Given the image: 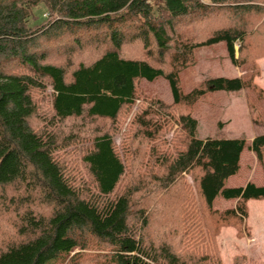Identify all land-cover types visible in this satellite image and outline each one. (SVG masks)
Masks as SVG:
<instances>
[{"label": "trees", "instance_id": "1", "mask_svg": "<svg viewBox=\"0 0 264 264\" xmlns=\"http://www.w3.org/2000/svg\"><path fill=\"white\" fill-rule=\"evenodd\" d=\"M218 42L233 64L255 66L264 0H0V230L13 234L0 264H222L203 235L238 226L264 185L226 187L245 140L198 138L197 121L171 111L213 91L264 98L252 77L183 91L179 73L195 48ZM158 76L172 103L136 104V81ZM123 122L140 153L156 143L133 177V155L113 140ZM250 150L264 171V132ZM218 195L235 205L213 210Z\"/></svg>", "mask_w": 264, "mask_h": 264}, {"label": "rangeland", "instance_id": "2", "mask_svg": "<svg viewBox=\"0 0 264 264\" xmlns=\"http://www.w3.org/2000/svg\"><path fill=\"white\" fill-rule=\"evenodd\" d=\"M234 49L235 57H237L238 44L234 46ZM192 55L191 64L179 73V81L183 91H187L195 85L197 86L199 82L215 76L252 77V82L259 89L264 90V55L254 59L255 66L253 65L251 69L233 64L223 42L199 46L195 48ZM58 60L59 56L52 61ZM136 86L138 93L136 104L153 96L166 104L172 103L170 85L167 79L162 76L153 80L140 78L136 81ZM252 90L243 88L238 91H213L201 97L191 106L177 105L171 108L175 116L188 113L197 121L196 136L198 138H243L245 140L246 146L242 150L241 167L236 174L227 178L226 187L243 186L248 181L256 185H264L263 164L248 146L255 135L264 132V106L260 105L261 101L264 105V98L261 99L263 96ZM254 102H258L259 108H261L256 117L255 109L251 105L253 103L254 106ZM135 108L136 105L133 109ZM97 122L100 123L101 121ZM100 126L104 128L106 124L101 122ZM174 128L179 130L177 123ZM128 132L126 122H123L113 140L119 151L121 149L126 150L127 157L133 155L128 162V176L133 177L132 171L135 169L140 155L144 153L147 156L148 149L155 146L156 143L146 144L144 152L140 153L143 144L128 142ZM172 134L173 130L166 134V138H170ZM80 148L81 145H77L75 150L79 151ZM184 178L195 193L191 177L184 174ZM235 202L218 195L213 201L212 209L221 211L234 206ZM0 224L3 225L1 222ZM7 226L4 225V229L0 230V234L3 232L2 237L0 236L2 247L7 243L8 236L13 235ZM212 239L222 264H233L237 257L243 258L241 264H264V198L247 201V216L238 226L223 227L215 236L203 235L201 242H204L206 246Z\"/></svg>", "mask_w": 264, "mask_h": 264}, {"label": "crops", "instance_id": "3", "mask_svg": "<svg viewBox=\"0 0 264 264\" xmlns=\"http://www.w3.org/2000/svg\"><path fill=\"white\" fill-rule=\"evenodd\" d=\"M252 140V139H251ZM250 145H251V141H250V144L248 145L249 146V149H250ZM246 146V144L244 143V147ZM242 154H243V151H242V153L240 154V159H239V166L241 167V157H242ZM239 167V168H240ZM249 182V181H248ZM247 183V182H246ZM245 183V184H246ZM256 185V184H255ZM244 186V185H243ZM258 186H263V185H258ZM215 199V198H214ZM233 201H236L235 199H232ZM214 201V200H213ZM212 204H213V202H212ZM230 207H233V206H230ZM230 207H228V208H230Z\"/></svg>", "mask_w": 264, "mask_h": 264}]
</instances>
